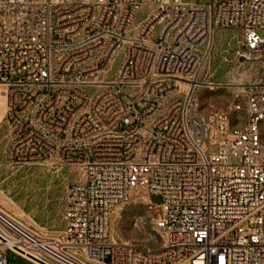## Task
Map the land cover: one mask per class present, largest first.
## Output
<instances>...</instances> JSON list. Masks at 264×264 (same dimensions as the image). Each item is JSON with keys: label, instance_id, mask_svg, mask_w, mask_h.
<instances>
[{"label": "built area", "instance_id": "2783aa9c", "mask_svg": "<svg viewBox=\"0 0 264 264\" xmlns=\"http://www.w3.org/2000/svg\"><path fill=\"white\" fill-rule=\"evenodd\" d=\"M223 29L258 70L204 114ZM0 85L12 158L82 170L60 235L0 211V264L10 250L35 264H264V0H0ZM140 193L134 225L160 248L112 238L114 210Z\"/></svg>", "mask_w": 264, "mask_h": 264}, {"label": "rangeland", "instance_id": "374dc122", "mask_svg": "<svg viewBox=\"0 0 264 264\" xmlns=\"http://www.w3.org/2000/svg\"><path fill=\"white\" fill-rule=\"evenodd\" d=\"M147 12L145 8L139 19ZM232 29L221 30L201 71V84L197 89L204 114L223 110L232 93L243 84L253 81L257 66L236 58L227 41L237 36ZM118 67L113 62L112 71ZM133 90H129L132 92ZM7 90L0 85V208L8 215L44 236L60 235L64 229V210L72 184L82 179V170L74 164L63 163L57 157L20 164L11 156L13 128L7 119ZM263 144H264V125ZM154 203L163 196L152 194ZM148 213L143 193L135 194L131 202L117 207L111 218V235L114 240L133 241L144 249H157L162 237L151 227L139 229L134 225L135 215ZM9 264H35L21 255L9 251Z\"/></svg>", "mask_w": 264, "mask_h": 264}, {"label": "bare ground", "instance_id": "6f19581e", "mask_svg": "<svg viewBox=\"0 0 264 264\" xmlns=\"http://www.w3.org/2000/svg\"><path fill=\"white\" fill-rule=\"evenodd\" d=\"M0 211L3 212L4 214L8 215L5 211H3L1 208H0ZM10 216V215H8ZM11 217V216H10ZM13 218V217H12ZM15 219V218H14ZM0 233H2L1 229H0Z\"/></svg>", "mask_w": 264, "mask_h": 264}]
</instances>
